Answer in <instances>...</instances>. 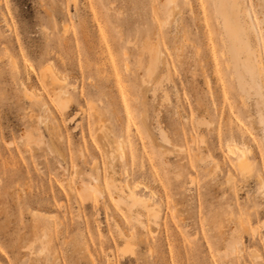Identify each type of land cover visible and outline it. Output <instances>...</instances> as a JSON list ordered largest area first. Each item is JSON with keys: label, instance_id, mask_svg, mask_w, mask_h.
Wrapping results in <instances>:
<instances>
[{"label": "rangeland", "instance_id": "rangeland-1", "mask_svg": "<svg viewBox=\"0 0 264 264\" xmlns=\"http://www.w3.org/2000/svg\"><path fill=\"white\" fill-rule=\"evenodd\" d=\"M239 3L259 40L215 0H0V264H264V0Z\"/></svg>", "mask_w": 264, "mask_h": 264}, {"label": "bare ground", "instance_id": "bare-ground-1", "mask_svg": "<svg viewBox=\"0 0 264 264\" xmlns=\"http://www.w3.org/2000/svg\"><path fill=\"white\" fill-rule=\"evenodd\" d=\"M215 2H216L218 13L221 16V19H222V22H223V27L227 30V35L230 38L232 44H234L236 42L243 41L244 36L246 35L247 31L252 32L254 37H255V39L259 40V37H258V35L256 33V28H255L254 24L250 21V15H249L248 12H246L244 15H245V17H247L249 23H247V26L241 24L240 19H241L242 10H241L240 5H239L240 4L239 0H215ZM163 3L165 4V6H166V4L169 5L170 4V0H163ZM166 9H168V8H166ZM241 34L243 35L242 38H241ZM244 43H245L244 44L245 47L247 48V56H248V58L257 57L258 56V52H257L258 50L257 51L255 50V52H254V49H252L249 46V41L248 40H245ZM231 57H232V60L235 63V65H237V63L239 61V58H238V53L235 50V48H233L232 51H231ZM247 61H248V59H245V63L243 64V68H245L247 70V72H249L251 74L252 73V69H251V66L248 64ZM256 62H260V61L257 59ZM259 65L261 66V62L259 63ZM53 80L55 82H61V84H62V81L58 80L56 77H54ZM54 81H53V83H55ZM60 86L61 87H60V90H59V94L64 91V86L63 85H60ZM58 96L59 95H57V97ZM42 106L46 107V104L42 102ZM228 150H229V152H231L234 155L237 154V153L239 154V157H238L239 168H245L246 162H245V155H244L245 151H244V149L239 148L236 145H231V146L228 147ZM94 182L95 183L98 182V176L94 179ZM128 189H129L128 197L130 198V200H132L133 202H135V201L137 202L138 198H136V196L134 194V189H131V188H128Z\"/></svg>", "mask_w": 264, "mask_h": 264}]
</instances>
